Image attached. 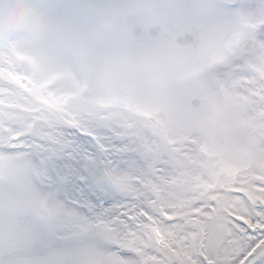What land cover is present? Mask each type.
I'll list each match as a JSON object with an SVG mask.
<instances>
[{"label":"rangeland","instance_id":"rangeland-1","mask_svg":"<svg viewBox=\"0 0 264 264\" xmlns=\"http://www.w3.org/2000/svg\"><path fill=\"white\" fill-rule=\"evenodd\" d=\"M46 2L50 24L42 37L10 35L3 40L5 76L3 75L0 81L3 101L7 105L15 103L18 108L4 110L3 124L11 121L20 125L23 134L19 137L27 138L19 141L22 150L16 154L6 153L7 151L3 153L0 150V236L5 232L19 231L21 248H24L23 244L27 248L20 254L19 264H47V257L50 258V264H79V258L84 260L80 264H117L106 246L120 242L123 221L94 211L92 202L88 199L90 192L101 189V192L112 191L105 187L97 168V163L106 161L107 158L99 157L98 152H93L89 147L93 145L92 141L99 146L95 143L98 136L92 137L86 128L98 132H104L105 128L110 131L117 128L124 129L128 134L129 139L126 142L109 143L115 149L122 148L114 169L115 174L110 173L111 178L122 174L126 181L131 176V183L120 184L113 181L117 185L114 187L116 194L121 197L118 201L124 203L128 201L123 197L125 192L135 197L144 184L142 180H145V174L139 166V153L143 147L140 139L141 134L150 133L154 127H143L142 123H133L131 126L129 120L117 119L107 124L109 127H105L98 126L92 120H86V127L78 132L80 142L75 143L70 140L73 135L63 129L60 118L54 114L51 116L45 109L50 100L53 104L61 103L76 93L80 95L82 104L74 105L72 110L79 107L74 116L84 119L88 112H93L96 99L101 98L96 96L102 93L98 89L109 87L106 96L101 100H111L112 95L122 98L129 96L133 101L134 112L139 113L144 89L137 65L147 55L150 45L142 39L131 38L130 41L124 33L118 38L119 32L124 31L123 27L118 32L97 35V24L103 16L109 14L119 16L123 22L127 13L143 4H146L148 10L150 4L148 0H51L49 10L50 0ZM212 3L213 0H163L160 7L165 15L159 21L167 25L188 23L206 7H219L222 17H226L214 15L219 21L222 19L223 23L231 24L236 14H241L251 35H256L254 26L261 15V21L264 23V0H220L217 4ZM39 4L45 9V0H39ZM62 4H66L67 14L61 12L64 10ZM228 8L232 10H226ZM64 17L69 19L67 25H63ZM145 18L151 19L150 13H146ZM214 23L219 22L215 20ZM116 40L124 51L130 53L129 61L133 63L135 82L131 89L122 70L114 64L120 59V55L123 57V52L118 58L115 57ZM159 46L154 45V51L159 50ZM164 49H167L165 44L162 45L161 55ZM156 55L158 54L152 53V58ZM34 59L35 69L31 70ZM8 77L18 85L24 86V92L10 86L11 80ZM84 92L86 94L82 95ZM33 111L39 117L48 118L51 121V129L49 127L33 131ZM68 112L71 113L70 109ZM82 135L86 138H81ZM144 145L157 155H171L178 166L186 162L182 160L180 163L173 151L164 149L166 139L161 136H153L150 143L145 139ZM127 149H130V154ZM250 156L251 154L240 153L237 157L249 162ZM186 167V170L178 172L171 181L180 182L177 176L181 173L186 175L181 181L182 186L190 187L189 181H193L197 176L199 179L203 178L204 171L193 176L189 171V164ZM77 177L84 179L82 186L77 183ZM13 187L16 190H13ZM80 192L83 194L84 203L82 199L80 201L78 198H71ZM41 195H47L59 205V212L49 219L40 218L32 210V203ZM7 198L12 199L4 203ZM16 205L17 213L12 212ZM87 207L91 214L88 213ZM135 215L139 216V213ZM15 216L17 227L13 225ZM98 220H103L104 225L95 226L94 222ZM153 226L151 222L146 224L145 232L152 234ZM51 230L59 235L57 240L52 239L49 234ZM73 238L76 243L71 241ZM61 239L65 240V244ZM5 245L6 243L0 240V249H4ZM77 253L82 256L75 255ZM29 254L33 256L30 257ZM35 257H38L39 261L31 260ZM0 264L12 263L2 259Z\"/></svg>","mask_w":264,"mask_h":264},{"label":"snow or ice","instance_id":"snow-or-ice-1","mask_svg":"<svg viewBox=\"0 0 264 264\" xmlns=\"http://www.w3.org/2000/svg\"><path fill=\"white\" fill-rule=\"evenodd\" d=\"M153 118L159 126L140 139L146 186L124 203L110 192L88 194L94 211L123 221L120 242L106 246L109 254L117 264H264V134L252 142L248 164L238 166L205 146V122L189 124L166 112ZM157 135L204 171L189 193L170 183L180 170L172 156L144 145ZM149 222L154 235L145 232Z\"/></svg>","mask_w":264,"mask_h":264},{"label":"clouds","instance_id":"clouds-1","mask_svg":"<svg viewBox=\"0 0 264 264\" xmlns=\"http://www.w3.org/2000/svg\"><path fill=\"white\" fill-rule=\"evenodd\" d=\"M148 3L151 19L153 21L163 19L165 13L160 7L163 0H148ZM49 24L47 13L40 6L39 0H0V40H5L10 35L42 37ZM123 26L119 16L105 15L98 21L97 35L118 32ZM114 180L116 183L123 184L125 177L122 174L116 175ZM31 207L43 219L55 216L60 210L59 205L51 201L47 195L36 198Z\"/></svg>","mask_w":264,"mask_h":264},{"label":"flooded vegetation","instance_id":"flooded-vegetation-1","mask_svg":"<svg viewBox=\"0 0 264 264\" xmlns=\"http://www.w3.org/2000/svg\"><path fill=\"white\" fill-rule=\"evenodd\" d=\"M197 91H198V89H196V92H197ZM220 91H221V90H220ZM219 93H220V92H219ZM222 96H223V95H219V94H218V97H219L220 99L222 98ZM202 105H203V103H201V104L199 105V109L202 108ZM203 111H204V112H207V113H212V109H211L210 107H208L207 109H206V108H203Z\"/></svg>","mask_w":264,"mask_h":264},{"label":"water","instance_id":"water-1","mask_svg":"<svg viewBox=\"0 0 264 264\" xmlns=\"http://www.w3.org/2000/svg\"><path fill=\"white\" fill-rule=\"evenodd\" d=\"M128 27H129L131 30H133V31H136V30L142 31V28H139L138 26H136L135 24L130 23V22H128Z\"/></svg>","mask_w":264,"mask_h":264}]
</instances>
